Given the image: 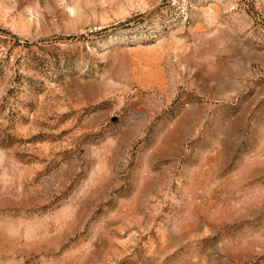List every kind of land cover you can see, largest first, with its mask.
I'll list each match as a JSON object with an SVG mask.
<instances>
[{
	"label": "rangeland",
	"instance_id": "obj_1",
	"mask_svg": "<svg viewBox=\"0 0 264 264\" xmlns=\"http://www.w3.org/2000/svg\"><path fill=\"white\" fill-rule=\"evenodd\" d=\"M0 264H264V0H0Z\"/></svg>",
	"mask_w": 264,
	"mask_h": 264
}]
</instances>
